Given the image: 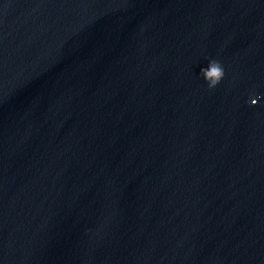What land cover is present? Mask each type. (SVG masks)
I'll list each match as a JSON object with an SVG mask.
<instances>
[{"label": "clouds", "instance_id": "clouds-1", "mask_svg": "<svg viewBox=\"0 0 264 264\" xmlns=\"http://www.w3.org/2000/svg\"><path fill=\"white\" fill-rule=\"evenodd\" d=\"M201 74L203 75L204 79L207 81L208 87L214 88L223 78L224 70L218 61L212 60L209 62L207 68L201 69ZM257 99H251L250 101L251 104L256 105Z\"/></svg>", "mask_w": 264, "mask_h": 264}]
</instances>
